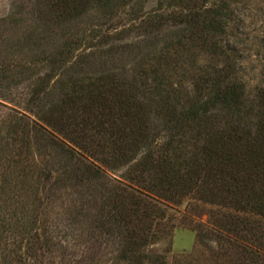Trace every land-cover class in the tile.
<instances>
[{
  "label": "trees",
  "instance_id": "1",
  "mask_svg": "<svg viewBox=\"0 0 264 264\" xmlns=\"http://www.w3.org/2000/svg\"><path fill=\"white\" fill-rule=\"evenodd\" d=\"M246 1L10 0L0 264H168L154 246L177 227L207 257L189 264H264Z\"/></svg>",
  "mask_w": 264,
  "mask_h": 264
},
{
  "label": "rangeland",
  "instance_id": "2",
  "mask_svg": "<svg viewBox=\"0 0 264 264\" xmlns=\"http://www.w3.org/2000/svg\"><path fill=\"white\" fill-rule=\"evenodd\" d=\"M215 0H209V3ZM156 0H150L148 8L155 5ZM10 10V0H0V18L7 15ZM238 15L244 19V28L238 34L240 46L249 49L247 60L242 62L244 75L258 82L264 60L263 44L261 42L264 30V0H247L238 10ZM154 249L165 254L168 264H176V259L183 258L181 264H189L192 259L197 263H204L203 254H199L203 246L195 244V234L185 228H175L169 238L157 243Z\"/></svg>",
  "mask_w": 264,
  "mask_h": 264
}]
</instances>
